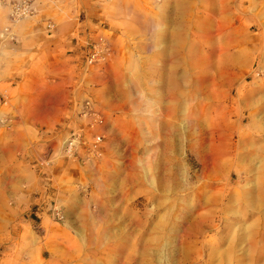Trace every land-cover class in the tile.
<instances>
[{"label":"rangeland","instance_id":"obj_1","mask_svg":"<svg viewBox=\"0 0 264 264\" xmlns=\"http://www.w3.org/2000/svg\"><path fill=\"white\" fill-rule=\"evenodd\" d=\"M191 1L13 4L14 27L42 4L49 32L51 18L97 13L87 45L104 50L97 64L113 60L93 103L101 156H64L84 129L78 115L44 132L43 159L32 139L13 141L15 160L0 167V264H264V0H232L228 20Z\"/></svg>","mask_w":264,"mask_h":264},{"label":"crops","instance_id":"obj_2","mask_svg":"<svg viewBox=\"0 0 264 264\" xmlns=\"http://www.w3.org/2000/svg\"><path fill=\"white\" fill-rule=\"evenodd\" d=\"M21 1L23 0H0V103L8 104L7 108H0V117L9 119L6 131L0 130L3 132L2 138L0 137V167L15 160L13 141L17 135L28 143L32 139L34 143L30 147H36V152H39L36 158H41L40 152L47 142L44 134L47 129L64 122V119L71 120L73 125L77 124L80 121L77 116L80 104L87 98L96 103L95 97L102 90L103 84H106V73L113 60L107 58L104 63L91 68L85 67L84 53L92 36L87 32L88 24L98 19L97 13L85 18H51L53 30L49 32L45 28V7L34 4L36 13L14 27L11 8ZM212 3L220 5L216 12L224 14L222 18H234L226 16L233 13L232 0H211L209 4ZM181 4L191 5L192 1L168 0V6ZM171 10L174 12V9ZM168 13H172L170 8ZM6 27L9 28L8 32H4ZM170 45L171 42L168 41L162 60L166 59L168 68H174L176 53ZM171 74L169 71L168 85L176 82ZM95 84L99 86L95 88ZM166 96L185 94L171 95L168 90ZM99 106L96 103V107ZM5 151L6 163L3 154Z\"/></svg>","mask_w":264,"mask_h":264},{"label":"built area","instance_id":"obj_3","mask_svg":"<svg viewBox=\"0 0 264 264\" xmlns=\"http://www.w3.org/2000/svg\"><path fill=\"white\" fill-rule=\"evenodd\" d=\"M25 11L26 8L19 5L13 8V15L22 14ZM103 54L104 50L99 46L87 45L84 53L85 67L90 68L103 61ZM79 108V118L86 121L84 129L77 133L72 131L69 134L68 138L63 141L62 152L64 156L71 159L76 157L79 149L84 151V156L87 159L99 157L102 153L104 138V118L95 110L93 102L90 100L84 101Z\"/></svg>","mask_w":264,"mask_h":264}]
</instances>
